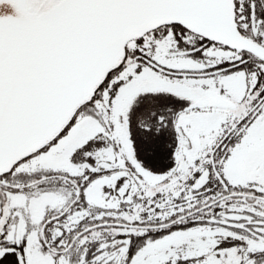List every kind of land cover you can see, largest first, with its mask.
Instances as JSON below:
<instances>
[{
  "label": "snow or ice",
  "instance_id": "6c2138e0",
  "mask_svg": "<svg viewBox=\"0 0 264 264\" xmlns=\"http://www.w3.org/2000/svg\"><path fill=\"white\" fill-rule=\"evenodd\" d=\"M0 264H264V0H0Z\"/></svg>",
  "mask_w": 264,
  "mask_h": 264
}]
</instances>
